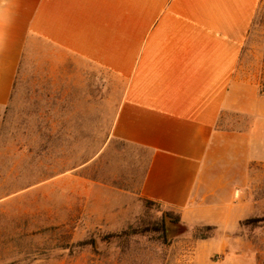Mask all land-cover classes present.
<instances>
[{
    "label": "crops",
    "instance_id": "crops-1",
    "mask_svg": "<svg viewBox=\"0 0 264 264\" xmlns=\"http://www.w3.org/2000/svg\"><path fill=\"white\" fill-rule=\"evenodd\" d=\"M260 1L0 0V107L32 43L100 87L112 77L122 89L105 148L140 155L123 194L223 228L241 218L229 194L264 161V92L240 76Z\"/></svg>",
    "mask_w": 264,
    "mask_h": 264
},
{
    "label": "rangeland",
    "instance_id": "rangeland-1",
    "mask_svg": "<svg viewBox=\"0 0 264 264\" xmlns=\"http://www.w3.org/2000/svg\"><path fill=\"white\" fill-rule=\"evenodd\" d=\"M240 62L264 92V0ZM80 67L74 75L50 47L29 44L0 107V264H264V161L229 194L241 218L223 228L123 194L140 155L105 148L122 87L110 76L100 87ZM250 218L259 221L242 224Z\"/></svg>",
    "mask_w": 264,
    "mask_h": 264
},
{
    "label": "trees",
    "instance_id": "trees-1",
    "mask_svg": "<svg viewBox=\"0 0 264 264\" xmlns=\"http://www.w3.org/2000/svg\"><path fill=\"white\" fill-rule=\"evenodd\" d=\"M147 204H151L150 201H145ZM177 220V219H176ZM258 219L255 218H250V219H246L245 221L242 222V224H254L256 222H258ZM207 229L212 228L211 226L207 225L205 226ZM136 232V231H135ZM134 231L130 232V233H135Z\"/></svg>",
    "mask_w": 264,
    "mask_h": 264
}]
</instances>
